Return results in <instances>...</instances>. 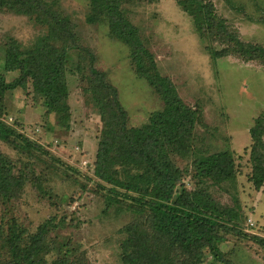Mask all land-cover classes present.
<instances>
[{"label": "rangeland", "instance_id": "rangeland-1", "mask_svg": "<svg viewBox=\"0 0 264 264\" xmlns=\"http://www.w3.org/2000/svg\"><path fill=\"white\" fill-rule=\"evenodd\" d=\"M75 27L71 61L68 66L70 128L64 129L57 114H48L45 98L28 90L6 93L0 102L2 123L16 132L14 143L0 140V151L13 162L12 173L25 179L21 197L8 205L0 200L3 214L15 220L27 235L50 222L46 255L55 264L69 243L87 264H122L123 229L140 216L127 205H109L111 186L94 173V162L103 120L94 97L89 93L90 70L107 75L128 114L130 127H142L164 103L149 82L140 77L132 62L131 49L111 35L101 19L90 24L89 0H49ZM181 0L127 1L124 9L139 29L146 48L154 55L160 73L175 84L183 101L202 112L195 134V154L208 156L220 151L233 153L237 179L217 185L195 180L185 173L183 182L190 191L207 189L224 206L243 212L244 237L228 236L217 243L231 264H264V186L256 190L250 182L252 163L250 130L264 116V63L244 62L237 56L213 59L207 48L222 50L201 32L184 11ZM216 14L246 43L264 45V0H207ZM28 16L10 11L0 13V73L12 82L18 72H5L3 46L11 39L24 48L48 34ZM57 46L64 42L55 43ZM20 136L41 147L29 148ZM182 169L193 159L174 157ZM199 264H220L209 254Z\"/></svg>", "mask_w": 264, "mask_h": 264}, {"label": "trees", "instance_id": "trees-1", "mask_svg": "<svg viewBox=\"0 0 264 264\" xmlns=\"http://www.w3.org/2000/svg\"><path fill=\"white\" fill-rule=\"evenodd\" d=\"M91 15L88 23L104 19L111 35L127 45L132 62L140 77L145 78L164 103L142 127H130L117 89L108 83L107 75L93 67L90 70L89 93L92 94L103 120L98 142L95 176L111 186L107 203L124 204L140 216L139 221L123 229L122 264H199L209 253L220 264H231L217 243L228 236L244 237L241 229L243 212L217 201L205 188L190 191L183 179L190 173L195 180L211 181L217 185L234 183L237 168L230 151L198 157L195 132L202 122V112L187 105L173 81L163 76L154 55L141 40L139 29L130 21L124 5L127 1L89 0ZM150 1V0H149ZM184 11L193 17L196 27L208 35L215 45L225 44L222 50L207 48L213 59L230 55L244 62L264 63V45L243 42L225 20L216 14L213 3L207 0H181ZM10 11L28 16L48 34L24 48L11 39L3 46L5 72H18L12 82L0 73V102L8 91L28 90L45 98L48 114H57L64 129L70 128L71 108L68 103V66L71 61L75 27L54 1L0 0V13ZM75 38V37H74ZM73 38V39H74ZM62 41L63 45L55 43ZM0 111V116H2ZM252 147L250 182L256 190L264 186V116L250 130ZM16 132L0 119V140L10 145ZM17 138V137H15ZM21 143L31 149L41 147L20 136ZM191 156L193 162L182 169L174 157ZM12 160L0 151V200L4 205L21 197L25 179L12 173ZM50 222L38 227L36 234L15 220L11 223L3 214L0 224V264H49L46 255L52 247L46 244ZM60 254L55 264H87L75 255L72 245Z\"/></svg>", "mask_w": 264, "mask_h": 264}]
</instances>
